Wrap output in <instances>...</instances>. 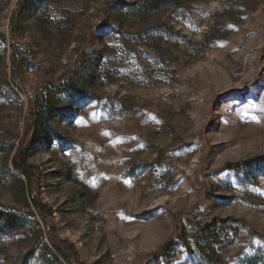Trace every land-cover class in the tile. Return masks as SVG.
Instances as JSON below:
<instances>
[{
  "label": "rangeland",
  "instance_id": "374dc122",
  "mask_svg": "<svg viewBox=\"0 0 264 264\" xmlns=\"http://www.w3.org/2000/svg\"><path fill=\"white\" fill-rule=\"evenodd\" d=\"M0 209V264H264V0H0Z\"/></svg>",
  "mask_w": 264,
  "mask_h": 264
},
{
  "label": "trees",
  "instance_id": "16d2710c",
  "mask_svg": "<svg viewBox=\"0 0 264 264\" xmlns=\"http://www.w3.org/2000/svg\"><path fill=\"white\" fill-rule=\"evenodd\" d=\"M46 109L47 108H45V110ZM42 110L43 109L32 112L29 117V122L32 123L39 114L37 112H42ZM13 164L14 167L20 172H27V165L25 163L24 157L23 159L19 160L18 163L17 157L15 156ZM33 204L35 209L43 217L41 208L37 202L33 201ZM13 217V213L0 209V239L3 235V226H10L13 222ZM32 219L36 224L39 223L38 219L34 216ZM186 231L188 239H185V244L189 254L192 258H194V260L197 261V264H221L223 260L220 256V252L218 251V244L216 243L217 229L213 223H204L199 226H188ZM50 243L55 249H57V251H61V248L52 239H50ZM257 255L261 256L262 260L264 261V245L258 250Z\"/></svg>",
  "mask_w": 264,
  "mask_h": 264
}]
</instances>
